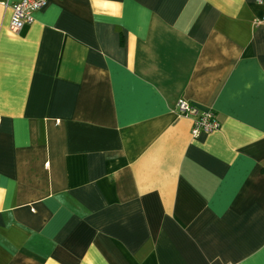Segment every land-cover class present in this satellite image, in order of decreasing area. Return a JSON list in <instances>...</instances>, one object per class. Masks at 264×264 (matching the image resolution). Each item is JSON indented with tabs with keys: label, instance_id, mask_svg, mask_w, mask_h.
Segmentation results:
<instances>
[{
	"label": "crops",
	"instance_id": "1",
	"mask_svg": "<svg viewBox=\"0 0 264 264\" xmlns=\"http://www.w3.org/2000/svg\"><path fill=\"white\" fill-rule=\"evenodd\" d=\"M16 1L0 264H264V0H46L14 31Z\"/></svg>",
	"mask_w": 264,
	"mask_h": 264
},
{
	"label": "built area",
	"instance_id": "2",
	"mask_svg": "<svg viewBox=\"0 0 264 264\" xmlns=\"http://www.w3.org/2000/svg\"><path fill=\"white\" fill-rule=\"evenodd\" d=\"M45 4L46 0H18L13 3L11 5V29L18 31L23 26L30 24L34 20V13L42 9ZM261 21H264V16L258 19V22ZM174 110L179 116L191 118L193 137L198 136L200 133L212 132L220 127V120L214 110H202L184 98L176 100Z\"/></svg>",
	"mask_w": 264,
	"mask_h": 264
}]
</instances>
